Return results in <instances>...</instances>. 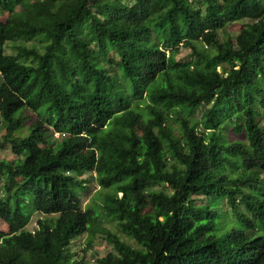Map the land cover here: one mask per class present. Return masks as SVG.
Listing matches in <instances>:
<instances>
[{
	"label": "trees",
	"instance_id": "1",
	"mask_svg": "<svg viewBox=\"0 0 264 264\" xmlns=\"http://www.w3.org/2000/svg\"><path fill=\"white\" fill-rule=\"evenodd\" d=\"M119 2L0 0V150L22 157L0 158V264H81L92 171L134 242L101 229L98 264H264V0ZM225 209L244 224L226 230Z\"/></svg>",
	"mask_w": 264,
	"mask_h": 264
},
{
	"label": "rangeland",
	"instance_id": "2",
	"mask_svg": "<svg viewBox=\"0 0 264 264\" xmlns=\"http://www.w3.org/2000/svg\"><path fill=\"white\" fill-rule=\"evenodd\" d=\"M121 0H116L117 5L121 6L122 2H119ZM126 1V0H122ZM8 13L6 11L0 10V19L4 20L7 17ZM242 22L245 21H239L236 23L231 24L230 27L227 29H224L220 31V36L224 37L227 33H229L232 36H235L238 31L239 27L242 26ZM247 22V20H246ZM25 42V41H24ZM23 43L22 40H17L13 42H9L6 46V52L15 54L16 48L14 47L17 44ZM34 43L37 46H41V42L37 41V39H33L30 41H26L25 44H32ZM194 57L191 55V52L189 48L181 47V49L175 54V60L177 61H192ZM175 69L170 70V72H175ZM162 81L161 74L157 75L156 79L153 80L149 87L152 89L156 85H160ZM264 112V109L261 110ZM200 114V112L197 111V116ZM25 115L30 116V122L33 121L36 118V114L34 112L25 113ZM174 126H177V124H174ZM230 138L232 140V144L243 146L245 145V142L243 139L238 138V136L228 129ZM4 134V130L0 128V140H2V136ZM54 139V135L52 132V137H49V140L52 141ZM56 139V137H55ZM16 147V145L7 142L6 147L4 149L0 150V158H3L5 160H15L16 158H22L18 157L19 154H16L13 152L12 148ZM81 178L88 179L87 187L80 192V200H81V207L87 208L91 207L95 210L96 215L98 216V225L92 226L91 231L85 232L82 235L75 238L71 243V251L74 252V258L79 260L81 264H98L97 258L100 257V255L104 254L106 251L111 250L112 246L111 244L106 240L105 235L101 232V229H106L109 232L117 234L122 240H125L129 243H134L131 241L128 237H126L124 234L121 233V230L119 229L117 221L112 217L106 214L102 207L101 203V197H103L104 193L109 191L110 189L103 190L99 185L97 178L95 176V172H89L82 175ZM2 185H3V179H0V196L2 195ZM155 187H159L158 185ZM15 200V198H14ZM213 206H218L220 208V203L218 204V200H212ZM225 206V203L223 204ZM244 205H240L239 210L242 212H245L247 217L252 219L251 213L247 212L244 208ZM44 216V214H40L38 212H34L31 216L30 222L26 226L29 230H34L36 227V220L40 217ZM225 222L226 226L225 229L228 230L232 226H239L240 224H244L237 216L234 214V212L229 209V211H226L225 209ZM255 228L258 230L256 231L255 235L264 234V230L262 229L261 224L255 220ZM0 231L2 232H8V225L3 221L0 220Z\"/></svg>",
	"mask_w": 264,
	"mask_h": 264
},
{
	"label": "built area",
	"instance_id": "3",
	"mask_svg": "<svg viewBox=\"0 0 264 264\" xmlns=\"http://www.w3.org/2000/svg\"><path fill=\"white\" fill-rule=\"evenodd\" d=\"M60 134L58 132H54V136L58 137Z\"/></svg>",
	"mask_w": 264,
	"mask_h": 264
},
{
	"label": "clouds",
	"instance_id": "4",
	"mask_svg": "<svg viewBox=\"0 0 264 264\" xmlns=\"http://www.w3.org/2000/svg\"><path fill=\"white\" fill-rule=\"evenodd\" d=\"M59 133V132H58ZM53 135H54V132H53Z\"/></svg>",
	"mask_w": 264,
	"mask_h": 264
}]
</instances>
